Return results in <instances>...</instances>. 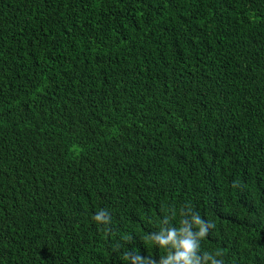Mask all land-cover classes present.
<instances>
[{
    "label": "trees",
    "instance_id": "1",
    "mask_svg": "<svg viewBox=\"0 0 264 264\" xmlns=\"http://www.w3.org/2000/svg\"><path fill=\"white\" fill-rule=\"evenodd\" d=\"M0 264H264V0H0Z\"/></svg>",
    "mask_w": 264,
    "mask_h": 264
}]
</instances>
